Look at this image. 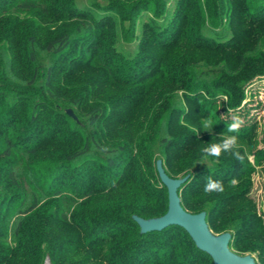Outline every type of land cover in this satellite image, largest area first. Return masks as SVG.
I'll return each instance as SVG.
<instances>
[{"label": "trees", "instance_id": "16d2710c", "mask_svg": "<svg viewBox=\"0 0 264 264\" xmlns=\"http://www.w3.org/2000/svg\"><path fill=\"white\" fill-rule=\"evenodd\" d=\"M77 3L0 0V264H212L180 226L132 219L167 210L157 159L189 175L186 211L264 264L250 127L226 130L264 74V0ZM221 133L243 162L203 157ZM208 176L224 191L206 194Z\"/></svg>", "mask_w": 264, "mask_h": 264}, {"label": "water", "instance_id": "95a60500", "mask_svg": "<svg viewBox=\"0 0 264 264\" xmlns=\"http://www.w3.org/2000/svg\"><path fill=\"white\" fill-rule=\"evenodd\" d=\"M66 113L76 119L70 108L66 109ZM155 167L161 183L167 190V210L163 215L152 218H142L133 214L132 219L138 225L140 233L160 231L170 225H177L187 232L199 250L211 257L212 264H257L251 254L239 255L229 248L231 235L228 231L220 234L211 232L206 222L205 211L190 213L182 207L178 190L189 175L169 177L160 159L156 160Z\"/></svg>", "mask_w": 264, "mask_h": 264}, {"label": "rangeland", "instance_id": "374dc122", "mask_svg": "<svg viewBox=\"0 0 264 264\" xmlns=\"http://www.w3.org/2000/svg\"><path fill=\"white\" fill-rule=\"evenodd\" d=\"M89 1L78 0L77 4L87 6ZM99 1L101 2V0ZM120 47L123 51H131L134 45L122 43ZM227 52L229 53V50ZM225 56L227 54H223L224 58ZM244 93L245 99L241 102V106L237 108L234 114H230L229 118L234 120L239 117L243 121L240 128L247 129V127H250V130L245 132L247 134L246 141L248 144L250 145L254 142V146L252 147L254 148L252 149L253 154L248 155V160L252 165V170L249 175L251 178L250 197L256 203L257 212L263 218L262 220L264 222V74H257L253 77L251 83L244 89ZM255 150H263L261 158L259 155L258 157H254ZM255 158H258V160ZM262 259L264 260V254ZM45 264L48 263L45 261ZM258 264L261 263L258 262Z\"/></svg>", "mask_w": 264, "mask_h": 264}, {"label": "clouds", "instance_id": "9594fccd", "mask_svg": "<svg viewBox=\"0 0 264 264\" xmlns=\"http://www.w3.org/2000/svg\"><path fill=\"white\" fill-rule=\"evenodd\" d=\"M242 123L243 121L239 117L235 118L232 123L226 126L227 132L238 133ZM204 128L206 131H211L213 128L211 121L205 123ZM221 136L223 138L219 142L209 143L206 147L201 149L203 157L205 159L208 157L218 159L223 153L228 152L231 153L236 160L243 162L245 157L241 155L238 150V136L231 135L224 137L223 133H221ZM205 180L206 183L203 191L206 194L224 191V184L221 180L213 179L211 176L206 177Z\"/></svg>", "mask_w": 264, "mask_h": 264}]
</instances>
